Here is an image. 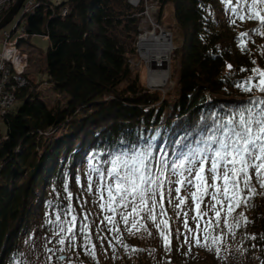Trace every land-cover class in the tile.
I'll return each instance as SVG.
<instances>
[{"label":"trees","instance_id":"trees-1","mask_svg":"<svg viewBox=\"0 0 264 264\" xmlns=\"http://www.w3.org/2000/svg\"><path fill=\"white\" fill-rule=\"evenodd\" d=\"M159 3L162 10L173 3L182 33L177 49V95L172 100L169 93L141 86L130 69V60L137 53L144 2L135 8L128 0H67L58 5L38 0L35 12L26 17L22 25L25 40L38 35L50 41L48 82L66 100L63 105L49 107L39 93L30 90V84L18 91L22 104L4 123L7 138L0 140V264L18 263L40 191L44 206L59 213L64 222L75 216L70 226L78 240L81 224L89 227L95 223L82 182L83 165L99 167L106 174L111 166L107 161L113 157L122 153L131 166L138 163L140 153L148 152L154 176L155 172L161 175L162 160L169 165L163 176H169L181 171L182 161L187 163L182 153L206 152L208 145L203 140L212 132L213 117H226L254 97H264L258 90L244 92L236 86L255 76L252 69L264 71V35L254 32L258 21L231 23L222 19L224 0ZM64 8L68 9L65 17L61 16ZM241 33L249 34L247 50L240 47ZM123 84L126 86L120 88ZM62 129L64 134L45 138V133ZM159 181H163V201L167 199V179ZM252 184L257 191L249 201L253 223L241 240L252 264H264V188L253 178ZM164 206L171 212L167 200ZM69 208L72 211L67 213ZM243 227L247 230L249 226ZM178 260L170 249L154 264H178ZM205 260L202 264H215L209 257Z\"/></svg>","mask_w":264,"mask_h":264},{"label":"rangeland","instance_id":"rangeland-1","mask_svg":"<svg viewBox=\"0 0 264 264\" xmlns=\"http://www.w3.org/2000/svg\"><path fill=\"white\" fill-rule=\"evenodd\" d=\"M31 1L33 0H27L25 5ZM50 1L53 4L58 5L67 0ZM143 2L145 3V11L141 17L139 25L140 36L153 30L154 28H156L158 32H161L162 30L170 35L171 43L174 48L171 56V62L169 64L171 81L164 88H151L148 85V64L141 58L138 52V42L140 36L138 37L136 45L137 53L130 60V69L132 70L133 76H138L141 86L150 90H160L164 95L169 93L171 94L170 100H172L177 95L180 71V59L177 49H179L182 44V33L175 20L174 5L173 3H168L162 10L159 0H144ZM232 3L235 4L236 0H232ZM220 10L221 13L219 16L222 17V19L230 21L231 23L233 19H236L226 7L225 3L224 7ZM23 11L24 7L15 16L13 21L6 28L0 31V39L3 31H7L9 33L13 32L15 25L19 23L23 15ZM247 21L252 24L253 22L257 23L256 20H245L242 22ZM237 22L239 23L241 20L236 19V23ZM12 39H23L22 29L14 33ZM23 40V42L19 43V46L28 57V68L26 71V77L28 80L27 86L31 84L30 90L32 92L39 93L40 97L48 104L49 107L63 105L66 100L65 96L54 91L52 85L48 82V75L46 73V55L50 47V41L43 36L38 35L31 36L27 40L24 38ZM2 46L3 44L0 41V51L2 50ZM125 86L126 84H123L120 88H124ZM21 104L22 101L17 100L15 109H18ZM0 127L2 134H6V124H2ZM63 132L64 129L57 132L49 131L48 133H45V138L49 139L53 138V136L57 137L64 134ZM188 167H192V165L188 162L184 163V169H187ZM179 172L173 173L169 176L162 175V177H160V173L155 172L154 176H159V179L161 178L165 181L167 179L165 191L167 199L165 200H167L169 209L172 213L165 211V200L162 201L161 196L157 195L155 198L157 201L155 215L157 223L166 220L168 228L165 229L164 225L161 224L158 229L152 220L148 218L147 214L141 212L140 216L136 218L140 221V223L137 224V228L140 230L137 231L136 229H132V233H130L128 229L131 227L132 217H129V224L125 225L120 215V212L124 211L123 209H118L115 213L107 210V192H104V199L101 200V194L99 191L101 181L99 180L98 175L89 164L83 165L82 182H84V186L88 192L87 199L92 210V215L95 219L94 225H90L89 227L87 226L91 236V244L95 245L94 253L90 254L89 252L91 245H88V248L82 246L86 243L84 233H82L80 239L77 240L75 238L74 241L70 239L71 234L68 231L61 233L60 236L56 235L60 226L56 222V215L59 213H54L51 208L44 206L42 201L43 193L40 191L38 193L40 198L33 204L32 207V225L23 238L22 250L20 255L17 256V264H145L146 262L154 264L159 258H163V256H165L170 249H172V252H175L178 256V264H202L206 261L205 257H209L215 264H252L251 258L244 254L246 251L243 248V241L241 240L242 235L245 233L247 234L246 231L251 230L253 223V212L250 206L244 207L242 205L240 208L235 209L233 215L243 212L249 221V223H247V227H249L247 230H245L246 227L243 226L235 229L234 236L228 232L224 225V211L220 212V228L224 229L225 234L223 245L220 247L218 253L215 249L209 251L207 248L198 247L195 244L192 233L188 232L184 226L185 213H187L186 219L188 228L192 229V232H197V224H199V237L203 239V229L205 224L209 221V218H212L213 226H215V214L209 208L210 203H215V201H212L210 195H205L203 197V202L193 200L191 193L195 192L199 197L201 189L191 186L181 187L179 183H176V181L180 178ZM188 175V172L184 171V176ZM204 175L207 184L211 185L213 180L211 175L207 172V169L205 170ZM253 180L260 187L255 176H253ZM216 183L218 185L220 184L219 181ZM89 186H91V191H89ZM152 186L155 187V185ZM145 187H147V185ZM177 188H180L179 192L176 191ZM169 189H171L170 192ZM161 191L163 193V190ZM213 191V188H208V192ZM180 197L186 198V202L181 204L179 199ZM101 203L106 205L104 209H101ZM198 203V211L201 214L207 213V215H204L202 219L197 215ZM38 204L40 206L39 208H37ZM149 207H151V201H149ZM224 207L227 208L226 201L224 203ZM216 208L219 210L221 205L217 204ZM127 211H131V208L129 207ZM168 213H171V215H168ZM106 217H112L115 223L109 224L105 219ZM194 217L195 219H193ZM50 220L52 221L51 223L49 222ZM60 221L64 222L61 217ZM229 223H231V220H229ZM141 224L146 225V230L140 226ZM64 227L68 228L70 225L64 223ZM116 229H119V231L117 232ZM161 231L164 232V236L160 234ZM216 231H219V229H216ZM149 233H151V235H149ZM61 236L65 238V244L62 246L64 249L63 251L59 250L61 247L58 246L59 244L57 243ZM165 236H167L170 240V247H166ZM101 237H103V240H101ZM109 242H111V244ZM127 244H139L141 249H138L139 246L125 247ZM190 245L191 250L189 251ZM48 249H54L55 253L53 254L48 251ZM132 249H137V251H132ZM137 255H140L141 259L138 258ZM49 257H51V259H49ZM61 257H63V259H60ZM146 258L148 259L145 260Z\"/></svg>","mask_w":264,"mask_h":264},{"label":"snow or ice","instance_id":"snow-or-ice-1","mask_svg":"<svg viewBox=\"0 0 264 264\" xmlns=\"http://www.w3.org/2000/svg\"><path fill=\"white\" fill-rule=\"evenodd\" d=\"M224 3L236 19L258 21L259 27L254 29V32L264 35V0H236L235 4L232 3V0H224ZM236 19H233L232 23H235ZM238 39L241 49L247 50L246 40L250 39L249 34L241 33ZM228 67L231 68V65H228ZM241 71L245 70L241 69ZM252 72L255 76H249L247 80L236 86L244 92H252L255 89L264 93V71L254 68ZM255 78L259 79L253 83ZM213 119L212 132L203 140L208 145L206 152L205 150H195L194 152L182 153V156L192 167L184 169V161H182L179 165V168L182 169L179 172L180 178L176 183H179L181 187L191 186L201 189L199 197L195 192L191 193L193 200L203 202V197L210 195L212 201H215V203L209 205L210 210L215 214V226H213L212 218H209L203 229V239L199 237V224H197V232H192V229L188 228L187 213H185L184 226L188 232L192 233L196 246L207 248L209 251L215 249L218 253L223 245L225 234L224 229L220 228V212L224 211V225L228 232L234 236L235 229L249 223L243 212L236 215H233V213L236 208H240L242 205L244 207L250 206L249 201L257 194L256 188L252 184L253 176H255L260 187L264 188V97H254L247 104L228 113L226 117H213ZM197 143H200V141H197ZM212 145H215V147ZM148 159V152H142L138 163L134 162L130 166L123 159L121 153L107 161L111 166L106 174L104 170L93 166V170L97 172L101 181L99 185L101 200L104 199V192H107V210L115 213L118 209H123L124 211H121L120 215L125 225L129 224V217H132L131 227L128 229L130 233H132V229L140 230L137 228L140 221L136 218L140 216L141 212L146 213L158 229L161 224L164 225L165 229L168 228L166 220L159 223L156 221L157 201L155 198L157 195L163 198L161 191L163 181H159V177L154 178ZM168 166L167 161L162 160L160 162L161 175ZM206 169L213 180L211 185L207 184L204 175ZM172 170L173 172L176 171L174 162ZM184 171H187L189 175L184 176ZM217 181L220 182L219 185L216 183ZM146 185L147 187H145ZM152 185H155V187ZM208 188H213L214 191L208 192ZM89 191H91V186H89ZM170 191L171 189H169ZM176 191L179 192L180 188H177ZM179 199L181 204L186 202L184 197ZM149 201H151V207H149ZM225 201L227 202V208L224 207ZM217 204L221 205L219 210L216 208ZM100 207L104 209L106 205L101 203ZM129 207L131 211H127ZM198 209L199 203L197 204V215L201 219L204 215H207V213L201 214ZM71 211L69 208L67 213ZM75 219V216H72L71 221L61 222L60 216L57 214L56 222L60 226L56 235L60 236L61 233L68 231L71 234L70 239L74 241L75 231L73 227L65 228L64 223L74 225ZM105 219L109 224L115 223L112 217H106ZM229 220H231V223H229ZM140 226L146 230V225L141 224ZM216 229H219V231H216ZM116 230L119 231V229ZM80 231L85 234L86 240V243L82 246L88 248V245H91L89 252L90 254L94 253L95 245L91 244V236L87 226L82 223ZM160 234L164 236L163 231ZM164 238L166 247H170V240L167 236ZM251 238L255 239V237ZM101 240H103V237H101ZM57 243L63 246L65 238L61 236ZM109 243L111 244V242ZM59 250L63 251L64 249L61 247ZM190 250L191 245L189 246ZM48 251L55 253L54 249H48ZM132 251H137V249H132ZM60 259H63V257Z\"/></svg>","mask_w":264,"mask_h":264},{"label":"built area","instance_id":"built-area-1","mask_svg":"<svg viewBox=\"0 0 264 264\" xmlns=\"http://www.w3.org/2000/svg\"><path fill=\"white\" fill-rule=\"evenodd\" d=\"M15 1L0 0V22L4 13L11 9ZM143 1L128 0L129 4L134 7H138ZM38 6V0H33L25 5L23 15L19 23L15 25L13 32L3 31L1 34L0 41L3 46L0 51V126L5 123L9 114L16 110L15 105L18 100V91L28 85L26 77L28 57L19 46L18 40H14L12 37L14 33L22 29L23 38H27L22 25L25 23L26 17L33 14ZM67 14L68 9L64 8L61 16L65 17ZM6 138L5 134H2L0 127V140Z\"/></svg>","mask_w":264,"mask_h":264},{"label":"bare ground","instance_id":"bare-ground-1","mask_svg":"<svg viewBox=\"0 0 264 264\" xmlns=\"http://www.w3.org/2000/svg\"><path fill=\"white\" fill-rule=\"evenodd\" d=\"M173 49L170 35L162 30L158 32L154 28L140 36L138 52L148 64V85L151 88H164L170 83L169 64ZM39 204L37 208L40 207Z\"/></svg>","mask_w":264,"mask_h":264},{"label":"water","instance_id":"water-1","mask_svg":"<svg viewBox=\"0 0 264 264\" xmlns=\"http://www.w3.org/2000/svg\"><path fill=\"white\" fill-rule=\"evenodd\" d=\"M26 0H17L0 22V31L6 28L20 12Z\"/></svg>","mask_w":264,"mask_h":264}]
</instances>
